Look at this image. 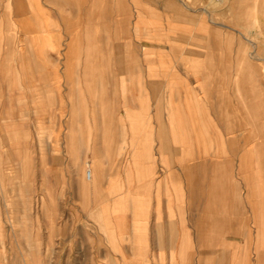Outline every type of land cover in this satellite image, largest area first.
Listing matches in <instances>:
<instances>
[{
    "label": "rangeland",
    "instance_id": "obj_1",
    "mask_svg": "<svg viewBox=\"0 0 264 264\" xmlns=\"http://www.w3.org/2000/svg\"><path fill=\"white\" fill-rule=\"evenodd\" d=\"M11 1L0 0V264H256L264 0H209L221 40L188 42L154 34L137 8L154 0H108L113 32L91 36L83 18H105V0ZM191 52L209 54L178 56ZM91 63L94 88L68 69ZM142 144L161 156L153 174ZM175 148L167 205L163 186L144 187L173 172Z\"/></svg>",
    "mask_w": 264,
    "mask_h": 264
},
{
    "label": "crops",
    "instance_id": "obj_2",
    "mask_svg": "<svg viewBox=\"0 0 264 264\" xmlns=\"http://www.w3.org/2000/svg\"><path fill=\"white\" fill-rule=\"evenodd\" d=\"M98 2V1H97ZM10 3H13V5L18 8V0H12ZM105 5L103 6L100 5L95 6V8L98 9H103L105 10V18H103L102 16L100 17H86V19L83 18V21H86V24H89L91 26L90 28V32L88 31V33L92 34V32L94 31L95 33L97 32V30L100 29L101 30H105V33L108 35V33L112 34L113 32V17L111 15L112 10H113V4L111 1L105 0ZM142 6H139L137 8H147L149 10H151V12H139V15H147V16H153L154 18V22H153V30H154V34H156V32L163 30L164 32H166L168 30V28L172 27L173 29L176 30L175 32V36H172V39H176L178 42H188V41H210L211 39H217V40H221V34L218 33L217 36H213L211 38L210 36V29H209V25H210V21H209V13L206 11V9H209L210 7H213L214 4L216 2H210L209 0H188L187 3H181V1L179 0H154V1H142L139 2ZM96 4V1H95ZM212 5V6H211ZM13 6V7H14ZM10 7H12V4H10ZM98 14V13H97ZM104 15V14H103ZM204 15L205 18H204ZM100 19V20H99ZM148 19V18H147ZM167 21L169 23H167ZM95 27V30L94 28ZM162 27V29H161ZM149 31V30H148ZM214 35V34H213ZM94 38V36L89 39L90 41ZM11 41H13V38H10ZM111 40H113V38L111 37ZM30 42V39L27 38L26 39V44L28 45ZM89 48H88V53L90 57H94L97 56V49L98 48H93L91 46L92 42H89ZM74 47V51L70 50V54H68L69 56H79V55H87L88 53H84V54H80V50L79 48H76V46ZM83 50L86 51L87 49H85L83 47ZM105 51V50H103ZM206 55L209 53H205ZM204 53L199 54V53H195V52H191V53H179V55L181 56H204ZM154 55L156 56V53H154ZM105 56H107V60L108 58L110 59L111 56H113V48L106 50L105 52ZM112 61V60H111ZM110 67H112V65H106V69L105 71H107L106 73H108V71L110 70ZM68 69H70V71H74L76 73H83L84 77H82V79L84 78V82L85 83H89V87L90 88H94L97 87V83H98V78H97V64H88V65H84L80 68H78L75 65H71L68 66ZM77 69V70H75ZM183 72V69L182 71ZM184 73V72H183ZM178 79V76L176 78V80ZM177 86V85H176ZM178 125V124H177ZM160 130V135H161V129ZM174 130L176 131L177 135H178V127L174 128ZM173 135V134H172ZM138 147V153L142 154L141 155V159L143 162H145V167L147 169H151L152 170V174L153 172L156 171V169L158 170L159 168L161 169V156L159 153H157V150H154V147L152 145L149 144H142ZM171 153L173 154V156L175 157V161L172 160V156L171 159L169 160V164L173 165V166H169L170 169L169 170H173L172 173L169 174V176H166L163 178V182L162 179L160 180H156L154 179V181H151L152 179H147L145 180V191L149 192L150 186L153 184L155 186V189H157L156 193H158V191H160L162 189L163 186V190H164V194L165 196H167L166 201H167V205H168V200L171 199L172 200V195H173V185L175 187L178 186V180H177V170H178V166H177V161H176V157L177 156V150L175 148V150L171 149ZM193 166H191L190 168H192ZM191 171V177H192V169H189ZM91 176L89 180H92L93 178V174L92 171L90 172ZM156 175V174H155ZM191 179V178H190ZM187 180V183L189 185V189H191V185H192V181ZM178 190V188H177ZM253 190V189H252ZM138 192L141 193V190L138 189ZM188 192V191H187ZM123 195H125V193H123ZM169 197V199H168ZM192 199V198H191ZM170 200V201H171ZM251 207L253 209V212L255 213V211L257 212L258 209L255 207L254 203H251ZM264 211V210H261ZM262 214V212H259ZM260 217V214H259ZM257 215L256 218L253 220V222L256 225L257 228V261L256 264H264V217H260L259 219H257ZM225 226V225H224ZM263 251V253H262Z\"/></svg>",
    "mask_w": 264,
    "mask_h": 264
},
{
    "label": "bare ground",
    "instance_id": "obj_3",
    "mask_svg": "<svg viewBox=\"0 0 264 264\" xmlns=\"http://www.w3.org/2000/svg\"><path fill=\"white\" fill-rule=\"evenodd\" d=\"M91 173H89V175L86 174V179H90Z\"/></svg>",
    "mask_w": 264,
    "mask_h": 264
},
{
    "label": "built area",
    "instance_id": "obj_4",
    "mask_svg": "<svg viewBox=\"0 0 264 264\" xmlns=\"http://www.w3.org/2000/svg\"><path fill=\"white\" fill-rule=\"evenodd\" d=\"M90 172H88V175H89Z\"/></svg>",
    "mask_w": 264,
    "mask_h": 264
}]
</instances>
